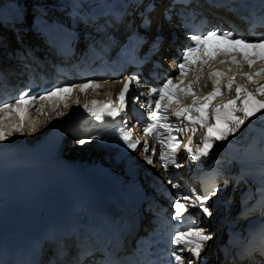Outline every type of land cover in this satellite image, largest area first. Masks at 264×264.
I'll list each match as a JSON object with an SVG mask.
<instances>
[{"label": "snow or ice", "instance_id": "1", "mask_svg": "<svg viewBox=\"0 0 264 264\" xmlns=\"http://www.w3.org/2000/svg\"><path fill=\"white\" fill-rule=\"evenodd\" d=\"M210 40L223 42L224 47H220L218 43L209 48ZM217 63L220 67L215 66ZM245 66L248 70H245ZM176 68L178 75H168L162 78L157 86L148 89L146 95L150 122L142 130L146 136L155 137L160 146L159 159L165 175L168 176L167 182L173 189L179 190L181 185L173 182L171 169L181 167L177 161V153L181 149L189 159L202 161L209 157L214 141H227L239 133L248 122L257 117L264 119V36L249 40L219 29L190 35L189 45L181 50ZM205 68L208 69L207 73ZM205 77L211 81V91L198 94L200 82ZM133 82L139 83L137 76L125 78L123 87L116 94L118 103H114L111 98L106 101L92 100L84 103L83 109L98 120L105 115L119 117L127 109L128 94ZM101 87V82L89 79L82 83L61 84L36 95L25 89L19 92L14 102L0 100V142L6 141L13 132L23 131L30 108L37 107L46 115L43 113V103L38 102H46L53 109L63 102L67 108V100L74 91L83 93L88 89L96 90ZM108 95L111 97L112 93ZM188 98L191 103H184ZM140 99V96L132 97L133 103ZM74 103L79 105V99H75ZM13 116L18 117L19 122L7 123ZM170 118L179 123H171ZM197 125L205 131L200 143L193 149ZM35 131L36 125L33 123L30 132ZM182 131L192 133L188 136L187 143H182L179 139V133ZM121 139L128 149L135 151L143 143L145 153H156V145L150 144L148 140L133 142L130 131L124 132ZM77 142L83 145L87 141L80 139ZM147 163L153 164L154 161L147 158ZM217 191L214 186L200 196H195V193L182 195L177 191L175 202L171 205L174 209L171 219L183 223L188 207H196L198 202L199 214L211 217L213 212L206 206V202L214 197ZM212 239V234L207 229L196 226L194 219L187 226L177 228L169 241L174 246L169 264H200L202 253ZM261 254L264 255V252Z\"/></svg>", "mask_w": 264, "mask_h": 264}, {"label": "bare ground", "instance_id": "2", "mask_svg": "<svg viewBox=\"0 0 264 264\" xmlns=\"http://www.w3.org/2000/svg\"><path fill=\"white\" fill-rule=\"evenodd\" d=\"M68 4H69L68 0H0V15L3 12L12 9L13 7L19 8V10L23 14H25L23 23H26L25 20H26V16L28 13L27 10H29L30 15L32 16L33 14L38 13L40 11V6L45 5V10H43L45 15H47L48 17H55V16L60 17L62 15V17L64 18V13H63L65 11L64 8ZM59 5H61V7H58ZM157 12H159V10H157ZM157 16H158V13H157ZM4 26H7V25L0 24V49L1 51H3L4 45L10 43L11 41H14L15 39L13 37L15 34L14 33H12L11 35L8 34L9 27H4ZM15 26L17 29L16 33L22 37V42L24 44L32 46L35 50L40 49L39 45H35L33 43V40L35 41V39L34 38L32 39L31 37H27V34L24 33L26 29L25 25L20 23V24H16ZM15 44L19 46V42ZM119 86L120 84H117V83L110 85V87H115V88ZM64 109H66V107H64ZM62 111H63V107L59 109H53V110L46 111L44 112L46 113V115L43 114L42 116L37 117V118H30L29 120L30 124L34 123L35 121H38V123L36 124V131L30 132V127L24 126L22 132H13V134L10 136L11 139L13 141L25 139L26 142H32L35 138H37L42 132H44L47 129L49 122L54 120L58 116V113H61ZM12 122H18V121H15L13 119H10L7 121V123H12ZM247 135L248 134L244 130H241L239 133L235 135V137L233 136L231 138L242 139L243 141H247L248 140ZM255 142L257 143V141ZM81 149H82L81 147L73 146L71 148L70 153L67 152V154L70 157H78L80 156ZM83 158L85 157L83 156ZM260 166L264 169V160L260 161ZM37 177L40 178L41 176L38 175ZM66 184L68 183L67 182L62 183V185H66ZM241 185H246V184L241 183ZM234 200L235 201L233 202V204L236 205L237 207L236 209L247 207L248 204L252 203V200L249 202H244V199H238L236 197H234ZM218 213H219V216H224L225 220H223L220 223L221 225L219 227H211L212 230L216 232L217 234L223 233L226 227L232 228L233 226L232 220L235 219L236 210H233L232 206L228 210H223V208L220 207L218 209ZM258 217H259L258 215H253V216L246 218L243 221H237V222L244 224L246 223V221L249 222L250 220H253Z\"/></svg>", "mask_w": 264, "mask_h": 264}, {"label": "rangeland", "instance_id": "3", "mask_svg": "<svg viewBox=\"0 0 264 264\" xmlns=\"http://www.w3.org/2000/svg\"><path fill=\"white\" fill-rule=\"evenodd\" d=\"M95 77V76H94Z\"/></svg>", "mask_w": 264, "mask_h": 264}]
</instances>
